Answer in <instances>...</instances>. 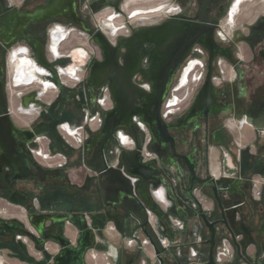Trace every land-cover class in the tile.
Returning <instances> with one entry per match:
<instances>
[{
	"label": "flooded vegetation",
	"instance_id": "obj_1",
	"mask_svg": "<svg viewBox=\"0 0 264 264\" xmlns=\"http://www.w3.org/2000/svg\"><path fill=\"white\" fill-rule=\"evenodd\" d=\"M122 1L0 0V264L204 263L200 210L215 264H264V0L92 29ZM108 168L128 182L107 186Z\"/></svg>",
	"mask_w": 264,
	"mask_h": 264
},
{
	"label": "rangeland",
	"instance_id": "obj_2",
	"mask_svg": "<svg viewBox=\"0 0 264 264\" xmlns=\"http://www.w3.org/2000/svg\"><path fill=\"white\" fill-rule=\"evenodd\" d=\"M234 1L235 0L231 1L229 10H231ZM254 3V0L240 1L237 5L239 8L238 13H246V9H251ZM171 6H175L173 0H123L118 10L114 11L111 8L106 7L102 12L92 15L90 17V24L92 29H99L101 27L102 30L108 32L109 28L106 27L107 23H111L113 28L125 21L135 23L136 17H146L153 14H166L169 12V9H171ZM238 8H236L235 12ZM114 14H116L117 17H113ZM86 51L88 55L96 57L98 52L97 45H95L93 41H90L86 44Z\"/></svg>",
	"mask_w": 264,
	"mask_h": 264
},
{
	"label": "water",
	"instance_id": "obj_3",
	"mask_svg": "<svg viewBox=\"0 0 264 264\" xmlns=\"http://www.w3.org/2000/svg\"><path fill=\"white\" fill-rule=\"evenodd\" d=\"M86 31L88 33V35H90V37L96 42V44L102 48V49H105L107 46H108V43L107 41L104 39V37L102 36V34L100 33V31H92L88 28H86ZM141 32H143L142 30H140ZM140 31H135L134 32V35L136 34H139ZM190 31H187V34L189 33ZM135 36L133 38H131V40H134ZM142 43H144L142 41ZM124 46H127V43H124ZM188 46H186L187 48ZM187 50V49H186ZM166 89H167V85H158V86H153L152 87V91L150 94L151 97H153V101H154V113L156 114V116L159 115V107H160V103H161V100L166 92ZM138 90L135 88L134 89V92H133V99H140V100H143L141 98V96L138 95ZM103 174L105 175V179H104V183L107 185V186H110L111 184H118V185H123V184H126L128 182L127 178L124 176V174L122 173L121 170L119 169H107L106 171L103 172ZM145 189H146V186H145ZM156 217H161L163 216V214L159 213L158 211H155L153 212ZM193 216H199L202 221L204 222L205 226H207L209 228V232H210V239L207 241L208 244H210V248H209V257H208V261L204 262V263H198V262H189L188 264H215L214 263V260H213V257H212V249H213V244H214V229H213V223H210L206 217V214L205 212H202L201 210L199 212H193L192 213ZM166 225L168 227L169 230L172 231L171 229V225L169 224L168 221H166ZM257 232H259L260 234L264 235V225L261 227V229H258ZM154 237V236H153ZM150 238V241H151V244L154 246L155 248V251H156V254L159 253V250L157 248V245H156V242L154 241V239L149 236ZM155 238H156V235H155ZM157 242H158V239H156Z\"/></svg>",
	"mask_w": 264,
	"mask_h": 264
},
{
	"label": "bare ground",
	"instance_id": "obj_4",
	"mask_svg": "<svg viewBox=\"0 0 264 264\" xmlns=\"http://www.w3.org/2000/svg\"><path fill=\"white\" fill-rule=\"evenodd\" d=\"M240 1H242V0H235L234 1V3H233V6H232V8H231V10H229L230 11V15L232 16V14L235 12V10H236V8H238L237 7V5H238V3L240 2ZM157 8V7H156ZM155 12V11H154ZM56 34V33H55ZM55 34H53V35H55ZM58 34V33H57ZM26 70H28V66L22 61L21 62V65H18L17 66V69H16V71H15V73H14V77H15V80H16V83L18 84V83H23V82H30L29 80L31 79V75H29L28 73H26L27 71ZM45 84H47V83H45Z\"/></svg>",
	"mask_w": 264,
	"mask_h": 264
},
{
	"label": "crops",
	"instance_id": "obj_5",
	"mask_svg": "<svg viewBox=\"0 0 264 264\" xmlns=\"http://www.w3.org/2000/svg\"><path fill=\"white\" fill-rule=\"evenodd\" d=\"M216 166H217V164L214 162L213 163V167H216ZM188 227H189L188 229H190L191 226L189 225ZM104 234H105L106 238H108V242L109 243H113L114 244V243L118 242L117 238L115 237V233H113V231H110L109 229H105ZM110 246H112V245H110ZM248 252L251 254L253 252V249L250 248L248 250Z\"/></svg>",
	"mask_w": 264,
	"mask_h": 264
},
{
	"label": "built area",
	"instance_id": "obj_6",
	"mask_svg": "<svg viewBox=\"0 0 264 264\" xmlns=\"http://www.w3.org/2000/svg\"><path fill=\"white\" fill-rule=\"evenodd\" d=\"M70 134H71V133H70ZM220 257H221V256H220V255H218V260H220Z\"/></svg>",
	"mask_w": 264,
	"mask_h": 264
}]
</instances>
